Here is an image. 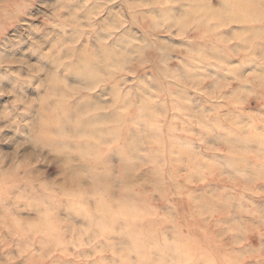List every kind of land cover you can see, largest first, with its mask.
I'll list each match as a JSON object with an SVG mask.
<instances>
[{
	"label": "rangeland",
	"instance_id": "374dc122",
	"mask_svg": "<svg viewBox=\"0 0 264 264\" xmlns=\"http://www.w3.org/2000/svg\"><path fill=\"white\" fill-rule=\"evenodd\" d=\"M109 263L264 264V0H0V264Z\"/></svg>",
	"mask_w": 264,
	"mask_h": 264
},
{
	"label": "bare ground",
	"instance_id": "6f19581e",
	"mask_svg": "<svg viewBox=\"0 0 264 264\" xmlns=\"http://www.w3.org/2000/svg\"><path fill=\"white\" fill-rule=\"evenodd\" d=\"M106 204H107V203H106ZM104 205H105V204H104ZM105 206H106V205H105ZM122 207H123V206H122ZM117 208H118V210L120 209L119 207H117ZM107 209H108V208H107ZM107 209H104L103 212H104L105 210L107 211ZM122 209H123V210H121V216H122V215H124V216H128V215H133V214H135V213H133V211L128 210L129 208H127V207H123ZM130 209H131V208H130ZM109 210H110V209H109ZM109 210H108V212H109L110 214L108 213V214H104V215H106L107 217H109V216L111 215L112 217H109L108 219H110V220H112V221H113V219H115V218L118 219L119 215L116 217V215L112 214L111 211H109ZM116 210H117V209H116ZM116 210H114V211L116 212ZM106 211H105V213H107ZM112 211H113V210H112ZM114 211H113V212H114ZM130 211H131V212H130ZM117 212H119V211H117ZM135 216H136V215H135ZM91 218H92V217H91ZM119 218H120V217H119ZM91 220H92V219H91ZM96 220H97V219H96ZM118 221H119V219H118ZM44 233H45V232H44ZM48 233H49V232H48ZM48 233H47V235H48ZM135 235H137V232H136ZM155 240H156V239H155ZM154 242H155V241H154ZM157 242H158V241H157ZM157 242H156V243H157ZM164 242H165V241H164ZM168 245H169V244H168ZM161 246H162V245H161ZM161 246H158V247H161ZM143 247H144V246H143ZM162 247H163V246H162ZM171 247H172V246H169L168 248H169L170 251H173V248L171 249ZM107 248H108V247H107ZM174 248H175V247H174ZM110 249L112 250V249H114V248H111V245H110ZM160 249H161V248H160ZM167 250H168V249H167ZM118 251H120V249H119ZM121 251H122V250H121ZM170 251H169V253H172V252H170ZM182 252H183V249H182ZM116 253H117V252H116ZM119 254H121V253H119ZM167 254H168V253H167ZM178 254H179V253H178ZM104 260H105V259H104ZM180 261H181V260H180ZM103 262H104V261H103ZM104 263H105V262H104ZM109 264H110V263H109Z\"/></svg>",
	"mask_w": 264,
	"mask_h": 264
}]
</instances>
